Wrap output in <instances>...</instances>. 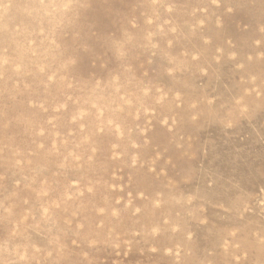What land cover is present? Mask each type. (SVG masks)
I'll return each mask as SVG.
<instances>
[{"label":"rangeland","instance_id":"1","mask_svg":"<svg viewBox=\"0 0 264 264\" xmlns=\"http://www.w3.org/2000/svg\"><path fill=\"white\" fill-rule=\"evenodd\" d=\"M0 264H264V0H0Z\"/></svg>","mask_w":264,"mask_h":264}]
</instances>
